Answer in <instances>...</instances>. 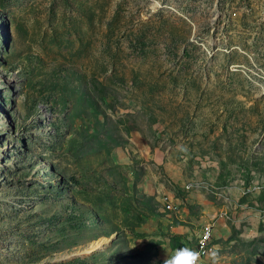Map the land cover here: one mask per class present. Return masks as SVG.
<instances>
[{
  "label": "rangeland",
  "instance_id": "obj_1",
  "mask_svg": "<svg viewBox=\"0 0 264 264\" xmlns=\"http://www.w3.org/2000/svg\"><path fill=\"white\" fill-rule=\"evenodd\" d=\"M205 224L206 264H264V0H0V264H164Z\"/></svg>",
  "mask_w": 264,
  "mask_h": 264
},
{
  "label": "clouds",
  "instance_id": "obj_2",
  "mask_svg": "<svg viewBox=\"0 0 264 264\" xmlns=\"http://www.w3.org/2000/svg\"><path fill=\"white\" fill-rule=\"evenodd\" d=\"M200 254L198 251L182 247L175 251L173 255L164 260V264H199Z\"/></svg>",
  "mask_w": 264,
  "mask_h": 264
},
{
  "label": "bare ground",
  "instance_id": "obj_3",
  "mask_svg": "<svg viewBox=\"0 0 264 264\" xmlns=\"http://www.w3.org/2000/svg\"><path fill=\"white\" fill-rule=\"evenodd\" d=\"M210 232L211 231H209L207 235H205L206 234V232H205L199 240L198 252H199L200 256H204L205 254L207 255L209 253V251L211 250L210 247H208V239L210 236Z\"/></svg>",
  "mask_w": 264,
  "mask_h": 264
},
{
  "label": "built area",
  "instance_id": "obj_4",
  "mask_svg": "<svg viewBox=\"0 0 264 264\" xmlns=\"http://www.w3.org/2000/svg\"><path fill=\"white\" fill-rule=\"evenodd\" d=\"M164 201L166 203V207H170V204L166 200H164ZM204 227H206V234L205 235H207L209 231H212L211 226L209 224H205ZM206 260H207V258H206V254H205V260L202 262H199V264H206Z\"/></svg>",
  "mask_w": 264,
  "mask_h": 264
},
{
  "label": "water",
  "instance_id": "obj_5",
  "mask_svg": "<svg viewBox=\"0 0 264 264\" xmlns=\"http://www.w3.org/2000/svg\"><path fill=\"white\" fill-rule=\"evenodd\" d=\"M67 257H68V256H63V255H62V259H65V258H67Z\"/></svg>",
  "mask_w": 264,
  "mask_h": 264
},
{
  "label": "crops",
  "instance_id": "obj_6",
  "mask_svg": "<svg viewBox=\"0 0 264 264\" xmlns=\"http://www.w3.org/2000/svg\"><path fill=\"white\" fill-rule=\"evenodd\" d=\"M206 262H207V260H206Z\"/></svg>",
  "mask_w": 264,
  "mask_h": 264
}]
</instances>
